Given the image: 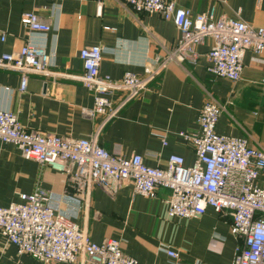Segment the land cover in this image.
<instances>
[{"label": "crops", "instance_id": "1", "mask_svg": "<svg viewBox=\"0 0 264 264\" xmlns=\"http://www.w3.org/2000/svg\"><path fill=\"white\" fill-rule=\"evenodd\" d=\"M194 12L215 8L217 16H240L254 25H264V0H175ZM101 4V11L99 5ZM34 9L51 23L48 31L31 29L21 19ZM7 37L1 50H18L24 43L45 46L54 70L82 73L80 50L100 44L102 73L120 78L128 69L147 75L146 68L166 59L162 71L148 87L128 102L116 91L113 106L118 113L85 112L94 104L86 84L64 74L30 73L27 89L20 90L21 73L0 66V108L11 109L29 129L69 136H92L109 150L143 154L151 165H166L171 153L192 164L195 147L181 130L199 129L198 115L208 98L225 106L217 122L221 133L246 136L264 147V50L248 49L243 77L234 81L215 76L208 69L211 37L197 45V62L168 58L181 31L171 19L156 12L135 10L124 0H0V34ZM258 181L264 184V170ZM38 184L46 188L57 211L71 216L96 241L119 237L125 252L143 264H233L241 239L231 230L232 215L209 206L205 213L186 218L170 216V190L160 187L155 197L138 193L131 182L116 193L100 184L90 186L86 199L75 197V186L59 169L26 158L13 142L0 141V204L21 200ZM179 255L170 256L168 247ZM0 264L45 263L6 242L0 231ZM71 264H87L82 258Z\"/></svg>", "mask_w": 264, "mask_h": 264}, {"label": "built area", "instance_id": "2", "mask_svg": "<svg viewBox=\"0 0 264 264\" xmlns=\"http://www.w3.org/2000/svg\"><path fill=\"white\" fill-rule=\"evenodd\" d=\"M124 1L135 10L156 12L175 22L181 36L168 58L195 63L199 58L197 45L211 37L207 69L215 76L240 80L246 50H264V25L251 24L240 16H217L214 7L194 12L175 0ZM21 19L31 29H51V23L34 9L24 10ZM6 37L5 32L0 34V44ZM80 56L82 73L54 70L48 49L27 41L18 50L0 49V66L20 71L22 91L27 89L30 73L64 74L82 80L94 95L93 106L85 112L105 114L108 119L119 110L112 100L116 91H124L122 103L128 102L148 87L167 62L156 60L144 76L128 69L116 78L100 70V44L85 45ZM261 83L264 88V76ZM224 109L218 100L208 98L199 111V129L180 131L195 147L192 164H186L185 157L174 152L165 166L151 165L141 153L124 155L109 150L97 133L69 136L29 129L18 112L3 108L0 141L13 142L26 158L64 171L75 186L72 194L80 199L87 198L94 183L116 193L131 182L136 192L149 197H155L160 187L169 189L166 201L170 216L194 217L209 206L218 212L228 211L232 215L231 230L241 239L233 264H264V184L258 181L264 170V147L251 144L246 136L219 132L216 126ZM20 195L21 200L0 204V231L19 253L45 263L71 264L82 258L87 264H143L124 251L121 238L96 241L71 216L57 211L41 184ZM167 252L174 258L179 255L171 246Z\"/></svg>", "mask_w": 264, "mask_h": 264}]
</instances>
